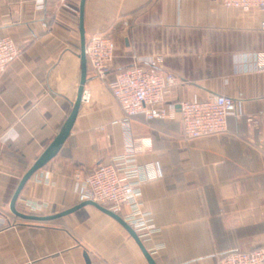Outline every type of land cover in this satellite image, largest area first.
<instances>
[{
  "label": "crops",
  "instance_id": "1",
  "mask_svg": "<svg viewBox=\"0 0 264 264\" xmlns=\"http://www.w3.org/2000/svg\"><path fill=\"white\" fill-rule=\"evenodd\" d=\"M79 3L0 0V38L22 49L0 77V211L10 222L0 229V264H150L129 231L96 205L45 221L10 212L21 177L62 135L77 97ZM263 20L264 11L241 12L220 0H85V43L107 34L111 67L101 81L86 65L90 100L25 182L16 209L51 216L77 206L73 173L118 162L132 140L136 164L161 171L140 187L141 208L156 229L140 239L152 264H215L222 254L264 245ZM149 56L179 77L165 98L171 117L113 123L123 112L106 83ZM213 94L237 98L241 115L227 118L224 133L185 140L179 103Z\"/></svg>",
  "mask_w": 264,
  "mask_h": 264
},
{
  "label": "built area",
  "instance_id": "2",
  "mask_svg": "<svg viewBox=\"0 0 264 264\" xmlns=\"http://www.w3.org/2000/svg\"><path fill=\"white\" fill-rule=\"evenodd\" d=\"M67 6L68 0H55ZM224 7L249 12L264 11V0H220ZM43 3L44 0H39ZM127 25L125 19H121ZM264 29V20L261 22ZM114 42L105 33L93 34L85 43L87 65L95 77L105 81L114 57ZM22 49L10 37L0 38V77L12 62L21 55ZM258 69H264V53H259ZM159 56L137 57L136 61L117 72L106 83L120 106L126 124L130 118L142 114L146 119L170 118L173 105H166V95L179 81L172 72L161 69ZM90 100V92L83 87L81 102ZM239 100L224 94H213L206 99L193 97L179 103V121L182 137L192 140L224 133L229 116L239 117ZM252 121L251 118H248ZM138 147L134 141L127 142L125 151L116 163H101L91 171L77 170L76 181L78 202L93 201L118 214L137 234L139 239H148L156 231L149 213L141 208V185L161 177V171L153 163L136 164ZM8 215L0 211V229L9 225ZM215 264H264V245L249 251H232L222 254Z\"/></svg>",
  "mask_w": 264,
  "mask_h": 264
},
{
  "label": "water",
  "instance_id": "3",
  "mask_svg": "<svg viewBox=\"0 0 264 264\" xmlns=\"http://www.w3.org/2000/svg\"><path fill=\"white\" fill-rule=\"evenodd\" d=\"M84 1L85 0H80L79 3V35H80V58H81V76H80V84L78 87V92H77V97L75 102L73 103L72 109L70 111V114L67 118V122L64 128V131L62 135H60L59 138L51 142L48 147L41 153V155L35 160V162L31 165V167L24 173V175L21 177L14 193L10 201V212L19 218L26 219V220H33V221H45V220H50L54 219L56 217L65 215L69 212H72L74 209L86 205V204H93L96 205L99 209L102 211L108 213L112 217H114L117 221H119L128 231L129 233L134 237V239L137 241L139 244L140 248L142 249L144 255L146 256L147 260L149 261L150 264H152L151 257L149 253L146 251L144 245L142 244L141 240L138 238L136 232L127 224L123 221V219L116 213L110 211L108 208L105 206H102L100 204H97L93 201H85V202H80L77 206L68 209L66 211H62L61 213L51 215V216H42V215H30V214H25L22 212H19L16 207H15V202L18 197L19 192L21 191L22 187L24 186L25 182L31 177V175L38 169L40 168L47 160L52 156V151L56 149L66 138V136L69 134L70 129L72 127V123L74 121V118L76 116L77 110L79 108V105L81 103L80 98H81V93L82 89L85 84L86 80V55H85V37H84V29H83V6H84Z\"/></svg>",
  "mask_w": 264,
  "mask_h": 264
},
{
  "label": "trees",
  "instance_id": "4",
  "mask_svg": "<svg viewBox=\"0 0 264 264\" xmlns=\"http://www.w3.org/2000/svg\"><path fill=\"white\" fill-rule=\"evenodd\" d=\"M89 172V171H88ZM10 215H12V214H10ZM16 217V216H15ZM16 218H18V219H21V220H26V219H22V218H19V217H16ZM27 221H33V220H27Z\"/></svg>",
  "mask_w": 264,
  "mask_h": 264
}]
</instances>
